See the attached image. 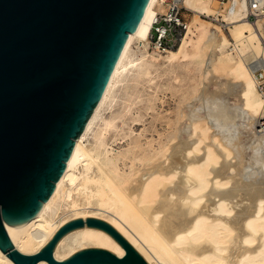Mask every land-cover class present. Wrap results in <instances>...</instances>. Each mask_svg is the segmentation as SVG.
I'll use <instances>...</instances> for the list:
<instances>
[{"label": "bare ground", "instance_id": "obj_1", "mask_svg": "<svg viewBox=\"0 0 264 264\" xmlns=\"http://www.w3.org/2000/svg\"><path fill=\"white\" fill-rule=\"evenodd\" d=\"M215 4L183 0L196 15L192 24L202 28L195 53L202 63L201 78L214 88L204 83L201 90L194 89L192 102L180 106L172 130L157 146L135 144L113 151L103 127L85 144L123 71L136 61L144 62L148 71L155 67L154 57L163 56L149 51L151 22L161 11L159 0H149L50 197L30 220L5 224L19 251L34 253L64 222L94 216L116 228L149 264H264V130L258 128L264 119V94L254 72L257 66L264 68V57L248 53L236 60L230 52H216L224 42L218 40L221 30L210 29L200 14L224 22L237 40L254 34L257 25L249 21L244 1L222 11ZM191 27L187 25V33ZM108 121L102 119V125ZM81 204L101 212L86 210L89 206L79 210ZM90 246L124 254L107 232L83 225L60 238L53 257L63 260ZM0 264L15 263L0 250Z\"/></svg>", "mask_w": 264, "mask_h": 264}, {"label": "water", "instance_id": "obj_2", "mask_svg": "<svg viewBox=\"0 0 264 264\" xmlns=\"http://www.w3.org/2000/svg\"><path fill=\"white\" fill-rule=\"evenodd\" d=\"M148 2L0 0V250L15 264H149L94 216L64 222L31 254L5 228L33 218L50 197ZM83 225L107 232L124 254L90 246L56 260L60 238Z\"/></svg>", "mask_w": 264, "mask_h": 264}, {"label": "rangeland", "instance_id": "obj_3", "mask_svg": "<svg viewBox=\"0 0 264 264\" xmlns=\"http://www.w3.org/2000/svg\"><path fill=\"white\" fill-rule=\"evenodd\" d=\"M215 5L222 11L233 3ZM184 13L188 26L192 25V31L186 34L182 44L173 49L177 53L175 55L170 52L160 53L163 56L159 59L154 57L155 67L148 71L144 69V62L136 61L129 65L113 90L114 96L88 131L85 144L92 141L95 130L103 127L106 145L113 151L124 150L135 144L142 147L157 146L162 135L172 130L175 113L180 106L185 107L192 102L191 94L194 89L201 90L204 83H207L209 88H214L213 82L201 78L202 63L196 60L195 53L198 50L196 40L202 28L198 29V24L196 27L192 24L196 16L192 11ZM199 17L210 29L221 30L218 40L224 42L216 50L217 53L230 52L236 60L248 53H254L258 58L264 57V16L249 19L252 24L257 25V30L252 35L246 33L240 40L233 37L224 22L204 14H200ZM133 46L135 48L136 45ZM149 51L152 50L149 48ZM227 98L229 103H233L235 96L230 93ZM102 119L109 121L102 125ZM81 206L82 204L79 210L89 206L86 210L101 212L94 205L85 204V207L82 206L84 208Z\"/></svg>", "mask_w": 264, "mask_h": 264}, {"label": "built area", "instance_id": "obj_4", "mask_svg": "<svg viewBox=\"0 0 264 264\" xmlns=\"http://www.w3.org/2000/svg\"><path fill=\"white\" fill-rule=\"evenodd\" d=\"M218 5L233 3V8L244 1L248 7V18L256 19L264 14V0H213ZM161 11L154 16L148 37L149 48L159 53H167L180 45L187 34V19L183 0H159ZM255 75L260 79L259 89L264 94V68L257 66ZM259 129L264 130V119H261Z\"/></svg>", "mask_w": 264, "mask_h": 264}]
</instances>
